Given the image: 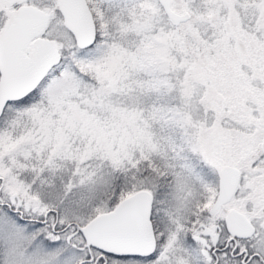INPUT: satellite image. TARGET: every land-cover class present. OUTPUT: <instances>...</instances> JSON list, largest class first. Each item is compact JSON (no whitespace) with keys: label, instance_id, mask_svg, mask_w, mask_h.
<instances>
[{"label":"snow or ice","instance_id":"obj_1","mask_svg":"<svg viewBox=\"0 0 264 264\" xmlns=\"http://www.w3.org/2000/svg\"><path fill=\"white\" fill-rule=\"evenodd\" d=\"M0 264H264V0H0Z\"/></svg>","mask_w":264,"mask_h":264}]
</instances>
